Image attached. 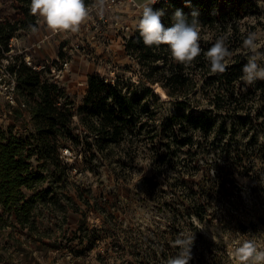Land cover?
I'll return each instance as SVG.
<instances>
[{
  "label": "trees",
  "instance_id": "trees-1",
  "mask_svg": "<svg viewBox=\"0 0 264 264\" xmlns=\"http://www.w3.org/2000/svg\"><path fill=\"white\" fill-rule=\"evenodd\" d=\"M17 1L21 13L13 22H0L4 48L11 36L36 27L31 0ZM257 1L158 0L152 5L154 10H165L166 27L173 23L176 10L189 20L193 11L198 12L200 46L205 52L219 36L227 35L232 55L222 74L211 73L203 52L192 65L184 66L171 58L166 45L145 46L137 26L124 49L138 65V81L115 78L111 82L98 73L89 74L80 104L61 86L21 64L18 89L34 131L23 137L0 131V230L18 225L38 252L64 248L57 239L44 237L34 208L53 195L54 184L72 186L73 165L63 159L65 147L80 161L77 172L100 176L106 170L117 182L131 183L145 165L151 174H139L130 206L154 212L146 224L135 221L129 204L121 206L111 190L95 199L92 194L83 196L90 188L75 184L79 201L66 198L72 206L67 217L73 216L78 223L74 231L78 242L64 245L73 254L70 264H90L78 252L90 251L101 241L99 264H165L176 255L173 241L181 233H194L189 264H201L207 255L215 257L213 243L206 240L198 222L225 226L233 219L245 230L236 177L250 179L254 191H263L264 80L245 85L240 79L247 63L243 40L248 31L263 26ZM165 100L172 104V111L165 107ZM47 167H51L49 177L44 174ZM22 188L32 194L26 196ZM107 194H112L113 201ZM230 196L233 212L222 204ZM89 213L99 216L102 224L88 228L84 220ZM258 220L264 224V217ZM15 250L25 264H31L32 248L18 243ZM228 251L225 246L223 253Z\"/></svg>",
  "mask_w": 264,
  "mask_h": 264
},
{
  "label": "rangeland",
  "instance_id": "rangeland-1",
  "mask_svg": "<svg viewBox=\"0 0 264 264\" xmlns=\"http://www.w3.org/2000/svg\"><path fill=\"white\" fill-rule=\"evenodd\" d=\"M141 5L145 0H134ZM148 3V2H147ZM258 6L262 11L261 22L263 26L258 27L255 31L259 34V44L262 46L261 51H264V0L257 1ZM111 16H116L125 23H127L132 30L137 25L141 8L133 6L130 3L124 1L119 6L111 10H107ZM21 13V7L17 0H0V22L5 20L13 22V18ZM254 24L255 19H249ZM92 21L88 19L86 23L81 25L80 31L77 33L67 32V35L60 34L58 37L59 41H64L59 44L67 43L70 51L68 59L71 60L70 69L65 74V81L62 83V87L67 93L71 92V97L76 104H80L85 92V85L80 86V83L87 81V77L92 73L107 74L106 76H112L109 71H113V76L123 80V82L135 83L138 81V75L136 74L138 65L137 63L127 55L124 49V43L121 38L120 32L115 33L112 28H108L103 33L95 34L92 37V31L88 28V24L91 26ZM18 32V31H17ZM22 31L19 32V34ZM69 48V49H70ZM108 49V51H107ZM108 65H111L113 69H109ZM165 107L169 110H173L172 104L165 100ZM75 121V119H73ZM14 136L23 137L29 132L34 131V126L28 114L22 119L15 118L10 125L1 127L0 131H8ZM63 159L69 165H73L70 170V181L72 185L69 189L63 188V183L59 182L55 186L53 195H48L45 199L46 203L36 204L34 208V217L38 223L40 231H43L44 237L47 240L57 239L62 243L63 247L59 250H49L46 252H38L35 250L34 244L31 238H27L25 230H21L18 225L16 228L10 226L0 230V259L5 261L7 264H25V258L22 254L18 253L15 248L18 243H21V247L31 249L32 258L31 264H70L73 254L64 245L76 244L77 239L74 240V231L77 229L78 223L74 220L73 216L67 217L71 212V203L67 204V197H71V201L78 202L76 193H74L75 184L79 185L81 189L90 188V193L83 192V196H90L91 194L95 199L101 192L111 190L113 194L120 200L121 206L129 204L132 210V216L135 221H140L146 224L153 216L152 211L139 208L135 209V206H130V201L134 197L135 185L139 182V174L150 176V170L144 166L142 172L134 175L131 183L126 184L121 181L117 182L113 175H110L108 171L103 170L100 176H95L90 172H77L80 168V161H75L73 151H69L67 148L61 149ZM79 158V157H77ZM36 165V162L33 164ZM262 164L259 162L258 167ZM48 170L44 174L49 177L51 167H47ZM102 169V168H101ZM49 180V179H48ZM237 184L240 188L238 191L241 196V202L243 204V217L241 219L242 224H245L247 228L241 230L237 220H231L228 225L222 226L220 223H207L201 224L198 222V227L206 237V240L212 241V250L215 257L207 255L204 259H200L201 264H233L230 253L241 243L244 239L250 238V236H256L258 245L264 247V224H262L258 217H264V179H263V191H254L253 182L246 178L237 176ZM48 186V183L44 184ZM60 187V188H59ZM22 191L26 196H30L32 192L25 188ZM105 194V193H104ZM68 195V196H66ZM51 196H53L52 199ZM107 198L113 201L112 194H107ZM93 201V200H92ZM232 197L227 198L222 204L230 212H233L231 206ZM230 204V205H229ZM74 207V206H73ZM134 209V210H133ZM118 213V212H117ZM79 220V219H78ZM88 224V228L93 226H99L102 224V220L99 216L89 213L84 220ZM197 223V222H196ZM163 224V223H162ZM164 225V224H163ZM13 229L14 237L9 236V231ZM104 242H98L96 247L90 251L84 250L78 252V254H84L85 259L90 264H99L96 260V256L103 249ZM228 247V254L223 253V248ZM199 261V258L197 259Z\"/></svg>",
  "mask_w": 264,
  "mask_h": 264
},
{
  "label": "clouds",
  "instance_id": "clouds-1",
  "mask_svg": "<svg viewBox=\"0 0 264 264\" xmlns=\"http://www.w3.org/2000/svg\"><path fill=\"white\" fill-rule=\"evenodd\" d=\"M157 2L148 0V3L138 5L141 12L136 26L143 44L148 47L166 45L171 58L184 66L192 65L203 52L211 73H224L227 70V58L232 55L226 46L227 35L219 36L205 52L200 46L201 23L198 12L193 11L189 20L181 10H176L172 17L173 23L166 27L162 21L165 10H154L152 7ZM105 4L106 0H93L91 4H86L85 0H31L30 14L41 17L53 33H77L93 12L103 16ZM259 39L256 31H248L243 40L247 63L242 67L240 79L245 85L264 80V51H261ZM194 238V233L188 236L179 234L173 241V247L178 251L165 264H189ZM230 258L233 264H264V247L258 245L256 236H250L238 244L230 253Z\"/></svg>",
  "mask_w": 264,
  "mask_h": 264
},
{
  "label": "built area",
  "instance_id": "built-area-1",
  "mask_svg": "<svg viewBox=\"0 0 264 264\" xmlns=\"http://www.w3.org/2000/svg\"><path fill=\"white\" fill-rule=\"evenodd\" d=\"M124 1L133 6H138L134 0H106L103 16L96 15L93 12L89 19L92 25H87L92 31V37L97 33H103L108 28H112L115 33L120 32L123 43L129 38L132 28L117 18L111 16L107 10H111L119 6ZM93 2V1H92ZM143 5V4H141ZM36 18V27L34 29L22 31L20 34L11 36L6 44V48L0 46V129L6 127L15 119H22L27 114V105L23 98L20 97L18 89V69L21 64H25L34 72L41 74L47 81L58 84L59 86L65 81V74L69 71L71 60L68 59L71 48L67 43L59 44L64 41H59L60 34L67 35V32L53 33L47 32L44 37L35 39L34 34L39 27V17ZM45 44L53 47V54H43ZM108 51V49H107ZM109 69H113L108 65ZM113 71H109L112 76L99 73L106 80L113 82L115 77ZM86 86L84 82L80 86ZM62 87V86H61ZM63 88V87H62ZM76 121V117H73ZM0 264H7L4 260Z\"/></svg>",
  "mask_w": 264,
  "mask_h": 264
},
{
  "label": "crops",
  "instance_id": "crops-1",
  "mask_svg": "<svg viewBox=\"0 0 264 264\" xmlns=\"http://www.w3.org/2000/svg\"><path fill=\"white\" fill-rule=\"evenodd\" d=\"M148 2V0H145L143 4H146ZM40 23H39V27L37 29V31L34 34V38L38 39V38H42L44 37V35L49 32L50 30L47 28L46 24L44 23L43 19L41 17H39ZM53 47L45 44L44 49L42 50L43 54H53ZM84 93V92H83ZM68 95H71V92H67Z\"/></svg>",
  "mask_w": 264,
  "mask_h": 264
}]
</instances>
